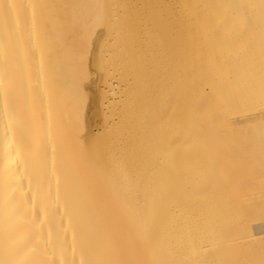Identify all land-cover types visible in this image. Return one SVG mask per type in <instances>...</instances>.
Masks as SVG:
<instances>
[{"label":"bare ground","instance_id":"bare-ground-1","mask_svg":"<svg viewBox=\"0 0 264 264\" xmlns=\"http://www.w3.org/2000/svg\"><path fill=\"white\" fill-rule=\"evenodd\" d=\"M263 124L264 0H0V264H264Z\"/></svg>","mask_w":264,"mask_h":264},{"label":"rangeland","instance_id":"rangeland-1","mask_svg":"<svg viewBox=\"0 0 264 264\" xmlns=\"http://www.w3.org/2000/svg\"><path fill=\"white\" fill-rule=\"evenodd\" d=\"M263 128H264V124L262 125V128H249V129L248 128H245V129L244 128H240V129H236V128H229L228 129L227 128L229 132L227 131L226 128H218V133H216L217 128H211V132L214 134L213 135L211 133L213 135V138L215 137L217 142H219L220 145L223 144V146H222L223 148H224V144L225 145L227 144V147L225 146V149L227 150V153H228V150H229V153H231V154L227 155L228 156L227 161L230 162L231 165L229 163H227L225 165V168H224L225 171L223 173H218L220 175V178H224L223 182H225V183L237 182L238 183L237 186L240 189L241 188L242 189H244V188L248 189V188H250V186H252L251 189L254 187L255 190L259 189V190H262V192L264 193V177H263L264 176V147H263L264 145L262 143V142H264V138H263L264 135H262L264 133ZM224 130H226V131H224ZM237 130H238V132H237ZM253 130H255L256 132L255 131L251 132ZM223 132L225 133L226 137H224L222 135ZM230 132H231V134H230ZM257 132H258V134H257ZM220 136H222L221 141H223V139H224L223 143H221L219 140ZM227 139L229 142L227 141ZM225 141H226V143H225ZM230 142H232V143L229 145ZM237 143H238V145H237ZM258 143H261V144H258ZM233 144H234V147L232 146ZM235 145H236V147H235ZM238 146H240V148H238ZM229 147H230V149H229ZM231 148H234L233 153H232ZM252 148H253V150H252ZM249 151H250V153H249ZM233 156H235V157H233ZM257 157H258V159H257ZM241 162H242V165H244V166L241 165ZM233 163H234V165H232ZM230 167H232V168H230ZM257 167H258V169H257ZM246 172H247V174H246ZM229 174H231V175H229ZM252 176H253V179H252ZM225 178H228V179H225ZM250 178H251V180H250ZM254 181H255V184L253 185ZM246 182H247V184H246ZM242 184H243V186H242ZM225 185H228V184H225ZM249 197H252V195ZM263 202H264V196L261 198H256V199L253 198L249 202V205H259Z\"/></svg>","mask_w":264,"mask_h":264}]
</instances>
